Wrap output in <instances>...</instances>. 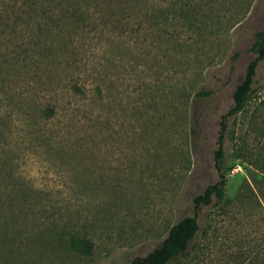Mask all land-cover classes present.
Segmentation results:
<instances>
[{
    "label": "rangeland",
    "instance_id": "374dc122",
    "mask_svg": "<svg viewBox=\"0 0 264 264\" xmlns=\"http://www.w3.org/2000/svg\"><path fill=\"white\" fill-rule=\"evenodd\" d=\"M154 5L146 0L145 14ZM206 5L211 15L198 16L205 32L176 28L172 33L187 41L169 44L155 27L146 29L148 18L142 25L130 13L125 20L133 30L143 26L141 32L130 35L127 47L121 39L110 46L103 40L94 73L85 74L86 96L64 94L59 115L46 124L68 126L73 114L70 132L83 139L72 155L19 161L37 197L55 202L46 211L57 218L62 209L66 218L59 217L57 229L69 223L87 234L92 252L82 256L39 242L6 254L0 243V264H132L185 217H195L199 231L188 244V258L170 264H264V62L246 108L226 121L223 201L198 212L192 202L219 180V123L254 58L249 50L255 34L264 32V0ZM93 82L100 89L96 99ZM85 218L96 224L83 229Z\"/></svg>",
    "mask_w": 264,
    "mask_h": 264
},
{
    "label": "trees",
    "instance_id": "16d2710c",
    "mask_svg": "<svg viewBox=\"0 0 264 264\" xmlns=\"http://www.w3.org/2000/svg\"><path fill=\"white\" fill-rule=\"evenodd\" d=\"M210 1L155 0L156 5L147 15L146 0H0V243L6 254L21 253L24 243L28 251L30 244L36 247L39 242L51 250L64 248L82 256L92 252L94 244L87 234L69 223L57 229L59 217L66 218L62 209L58 208L57 218L54 211H46L54 210L55 202L51 197H37L20 172L19 161L42 154L72 155L74 145L83 139H74L70 132L73 114L68 126L50 129L46 124L59 115L64 94L86 96L89 79L85 74L94 73L93 60L103 40L110 46L121 39L127 47L130 35L141 32L143 26L133 30L125 20L130 13L138 14L142 25L148 18L146 29L155 27L169 44L187 41L177 32L172 33L176 28L185 29L187 34L205 32L206 23L198 22V16L202 12L211 15L212 6L206 5ZM249 51L254 58L246 66L232 94V104L219 123V147L214 152L219 180L193 199L195 212L224 199V177L229 169L221 144L227 132L226 121L241 113L250 101L257 68L264 62V32L255 34ZM91 92L96 99L100 93L97 84ZM92 115L89 119L93 121ZM74 216L81 220L80 215ZM84 220L83 229L96 224L95 218ZM198 231L196 218L185 217L169 229L156 249L132 264H170L188 258V244Z\"/></svg>",
    "mask_w": 264,
    "mask_h": 264
}]
</instances>
